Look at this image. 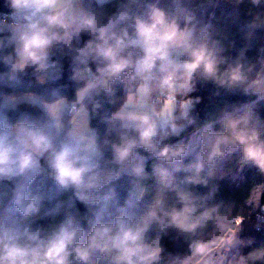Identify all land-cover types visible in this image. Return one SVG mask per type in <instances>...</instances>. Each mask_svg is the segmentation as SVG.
<instances>
[{
  "label": "clouds",
  "instance_id": "1",
  "mask_svg": "<svg viewBox=\"0 0 264 264\" xmlns=\"http://www.w3.org/2000/svg\"><path fill=\"white\" fill-rule=\"evenodd\" d=\"M0 264H264V0H0Z\"/></svg>",
  "mask_w": 264,
  "mask_h": 264
},
{
  "label": "trees",
  "instance_id": "2",
  "mask_svg": "<svg viewBox=\"0 0 264 264\" xmlns=\"http://www.w3.org/2000/svg\"><path fill=\"white\" fill-rule=\"evenodd\" d=\"M205 103L201 104V109L204 108L205 104L207 103V93L205 92ZM221 183L224 185V188H222L221 193L222 195H224L225 197L228 196H232L234 199H240L241 198V193H240V189L241 186L245 183V181L240 182V183H236V182H230V180L226 177H223L221 180ZM254 219H257L256 217H254ZM248 225L247 223L245 224V228H247ZM186 245H184L183 243H181L180 245H178L176 247L175 250L177 251H185L186 250Z\"/></svg>",
  "mask_w": 264,
  "mask_h": 264
},
{
  "label": "rangeland",
  "instance_id": "3",
  "mask_svg": "<svg viewBox=\"0 0 264 264\" xmlns=\"http://www.w3.org/2000/svg\"><path fill=\"white\" fill-rule=\"evenodd\" d=\"M223 177L228 178L230 182L240 183L245 181V177L239 173L225 174Z\"/></svg>",
  "mask_w": 264,
  "mask_h": 264
},
{
  "label": "built area",
  "instance_id": "4",
  "mask_svg": "<svg viewBox=\"0 0 264 264\" xmlns=\"http://www.w3.org/2000/svg\"><path fill=\"white\" fill-rule=\"evenodd\" d=\"M256 218H257V217H256ZM257 219H261V218H257ZM243 227H245V225H244Z\"/></svg>",
  "mask_w": 264,
  "mask_h": 264
}]
</instances>
